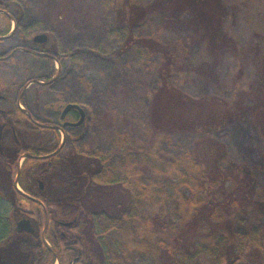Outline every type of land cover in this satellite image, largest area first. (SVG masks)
I'll return each instance as SVG.
<instances>
[{
  "label": "trees",
  "instance_id": "1",
  "mask_svg": "<svg viewBox=\"0 0 264 264\" xmlns=\"http://www.w3.org/2000/svg\"><path fill=\"white\" fill-rule=\"evenodd\" d=\"M117 5L115 20L130 27L141 24L151 14L160 18L159 29L144 38L129 37L126 45H136L150 58L158 60L156 68L162 81L161 93L168 95L172 104L184 110L192 120L183 127L187 133L207 136L214 141L215 133L232 115L249 113L264 145L263 36L255 33L251 42L249 51L254 61L251 73L237 57L241 46L233 27L236 11L223 0H156L145 6L135 0H121V5ZM0 9L7 11L1 0ZM0 18L5 20V28L0 30L3 36L11 20L2 14ZM12 21L18 25L20 20L13 18ZM178 32H183L182 36L169 42L164 40L165 33ZM228 52L239 61L231 101L216 96L195 99L183 92L177 93V88L171 84L177 77L194 73L216 81ZM192 53L197 56L195 63L191 62ZM81 83L87 88L90 86L84 76ZM209 108H220L221 113L210 115ZM5 118L22 119L24 115L15 109ZM206 118L207 123L201 121ZM15 128L19 137L30 131L23 122ZM37 132L41 131L37 129ZM145 134L141 142L134 140L127 131L111 134L106 148L96 151L94 171L87 169L82 174L88 176L86 180L92 189L80 186L81 171L76 169L78 158L62 162L53 157L48 172L59 170L55 167L60 164L65 172L60 177L63 183L59 191L49 199L38 192L33 181L46 173L45 160L28 157L23 162L19 186L36 195L45 205L60 207L64 214L73 216L72 225L66 229L55 227L50 218L45 233L53 250L62 249L63 264H68L77 250L89 259L87 264H264V246L256 251L240 248L242 240L233 227L235 216L243 207L252 209L264 219V203L251 202L245 197L240 199L228 191L224 201L218 200L216 192H219L218 187L224 189L223 183L207 176L194 150L175 154L164 152L160 145L171 132L155 124ZM48 137L50 146L41 154L53 151L58 144V133L48 132ZM27 148L22 141L13 146V151L2 147L0 190L8 201L19 194L12 183L17 161ZM86 159L83 156L79 164L83 171ZM244 167L240 169L246 189L253 194L256 183ZM108 188H111L109 194L105 192ZM61 193L65 195L63 198ZM115 194H119L118 198ZM30 216L34 233L15 230L12 237H0V264H53L54 256L41 239L42 210L34 206ZM210 223L205 232L204 227ZM58 228L65 232L64 238L58 236L61 238L59 244L51 233ZM190 234L194 237L188 245L184 238ZM93 255L98 260L94 261Z\"/></svg>",
  "mask_w": 264,
  "mask_h": 264
},
{
  "label": "rangeland",
  "instance_id": "2",
  "mask_svg": "<svg viewBox=\"0 0 264 264\" xmlns=\"http://www.w3.org/2000/svg\"><path fill=\"white\" fill-rule=\"evenodd\" d=\"M1 1L12 19L20 21L16 25L11 20L10 30L14 27L16 30L9 38L0 40V54L10 47L25 46L33 51L31 54L19 51L12 59L0 64V91H4V84L14 87L9 96L11 103L16 101L17 88L24 84H27L26 103L31 108H48L55 102L78 103L85 109L88 120L75 131L80 135L76 150L88 154L95 149H105L108 138L115 131H127L134 140L141 142L147 130L155 124L171 132L160 145L161 150L171 154L194 150L207 176L223 183L224 189L218 187L219 192H216L218 200L224 201V195L231 192L237 198L264 203V145L250 114L232 115L215 133L214 141L207 136L187 133L183 127L192 120L184 110L172 104L168 95L161 93L162 81L156 68L158 60L150 58L136 45H126L129 37L144 38L159 29V17L151 14L141 24L132 27L119 23L115 20V8L116 4L121 5V0ZM135 1L145 6L156 0ZM223 2L236 11L233 27L241 46L237 57L253 73L249 49L255 33L264 37V0ZM4 28L5 20L0 18V30ZM41 34L47 36L43 49L48 51L47 54L53 52L60 56L65 73V78L50 88L30 83L43 81L58 67L46 55H39L42 48L39 50L32 43V39ZM182 34L165 33L164 40L169 42ZM194 53L192 63L197 61ZM237 63L239 61L228 52L216 81L192 73L175 78L171 84L177 88V93L183 92L190 98L216 96L229 102L234 97ZM83 76L90 82L88 88L83 83L78 85V78ZM209 112L210 115L220 114L221 109L209 108ZM201 121L207 123L208 119ZM70 148L74 149V145ZM243 165L244 171L255 180L253 194L247 192V183L240 169ZM110 190L108 188L105 192ZM209 194L214 197L213 192ZM15 205L21 209L31 208L24 199H18ZM60 215L67 219V214ZM15 223L12 205L0 190V237L12 233ZM210 225L206 224L205 232ZM233 227L242 240L240 248L262 250L264 219L252 209H240ZM190 235L184 238L185 244L193 242L194 234Z\"/></svg>",
  "mask_w": 264,
  "mask_h": 264
},
{
  "label": "flooded vegetation",
  "instance_id": "3",
  "mask_svg": "<svg viewBox=\"0 0 264 264\" xmlns=\"http://www.w3.org/2000/svg\"><path fill=\"white\" fill-rule=\"evenodd\" d=\"M10 20H12V17ZM15 30H16L15 27L12 30H10L9 28V30L5 32L3 36H5L7 39L11 36V34ZM3 36H0V37H3ZM32 43L39 50L42 48L40 50L41 53H38L39 55H46L47 57L52 59V61L56 63L59 67H57V71L55 73L52 72L43 81L42 80L38 81L44 84L31 83L32 81L30 83L37 84L38 86H41V88H50L52 87L54 83L65 78V73L63 74L62 63H61L62 59L60 58L59 55H56L53 52H51V55L47 54L48 51L43 49L45 43L37 44L34 42V38L32 39ZM19 51L30 53V54L33 53V51L28 50V48L25 46L10 47L9 49L6 50V52L0 54V64L12 59L13 56ZM33 81H37V80H33ZM78 85L81 86V77L80 79L78 78ZM10 87L11 86H9L8 84H4L3 85L4 91H0V115L2 116L0 117V153H2L3 146L6 147L7 151H13L12 150L13 146L15 144H20L21 141L25 142L26 147H28L27 148L28 151L25 154L21 155L20 158L18 159L17 166H16L17 173L12 183L13 187L19 194L15 195L12 200L10 201L7 200L8 203L12 205L13 217L14 219H16L15 226L13 227L14 230L12 233H9L2 237L4 239L12 237L15 230L19 232L29 233V232L21 231L17 229V223L22 220L29 221V224L31 225L33 229L32 233H34L35 229H34L33 217L30 215L32 214L34 206H36L42 210V215H43V226L41 229L42 242L46 245L47 249L54 256L53 264H58L57 258H59L60 260L59 264H63L62 256L60 254V251H62V249H58L57 251L53 250L51 243L45 237V233L48 229L50 218L54 222L55 227L57 226V227H60L61 229H66L72 225L73 216L67 215V219L63 218L60 215V213L61 214H64V213L60 207H57L54 205H45V203L41 201L40 199H38L36 195H34L31 192L24 191L19 186V178H20L19 171L22 168L23 162L28 158L27 157L23 159L25 155H29V157H32V158L45 160L46 165H45L44 171H46V173L42 177L40 176L35 177L33 181L35 183V186L38 192L42 193L44 196H47V198L49 199L50 195L53 196L55 193H57L56 190L59 191L60 189L59 186H61L63 183L60 177H61L62 172H65V168L61 164L60 166L56 165L55 167V168H59V170L57 169V170L48 172V169L50 168L53 162V157H56L57 159L59 158L60 161L62 162H65V160H73V159L78 158L77 159L78 167L76 169H79L81 171L80 182H79L80 186L81 188L84 187L83 189H87V188L92 189L93 186L90 185V183L87 182L86 180L88 176L85 175V177H83L82 174L86 173L87 169H89L90 171H94L96 167L95 156H96L97 149H95V151L90 154L84 151L78 150V149L76 150V148L78 147L77 142L80 140V135H78L75 131L79 129L81 126H83L88 120L86 116V111L81 105H79L76 102H63V103L55 102V103H50L48 105V108H45V107L31 108L29 104L26 103L27 99H26L25 93L27 89V84L21 85L17 88L15 92L16 101L11 103L9 101V96L14 91V87L12 88ZM68 104L77 105L79 108L83 110L82 120H81V112L78 109H70L64 113L65 107ZM15 109L20 110L23 113L24 118L22 119L5 118L7 114H11L12 112L15 111ZM80 120H81V123H79ZM22 122L29 126L30 131L19 137L17 135L15 125L18 123H22ZM37 129L40 130L41 132H37ZM45 131L52 132V133H58L59 141H58V144L53 147V151L46 153V154H41L42 151L48 150V147L50 146L48 132H45ZM60 134L62 135L61 140H60ZM72 145H74V149L70 148ZM83 156L87 158L86 162L83 165V167H85L84 171L82 170L83 169L82 167L81 168L79 167V164H82L80 163V161L82 160ZM19 165H20V169H18ZM17 175H18V185L17 186L21 190V192L18 191V189L15 187V184H14V181L16 180ZM64 196L65 195L61 193L60 197L63 198ZM114 196L115 198L116 197L118 198L119 194H115ZM18 199L26 200L30 204L31 208L21 209V208L16 207L15 202L18 201ZM125 204L127 206L128 201L125 200ZM46 216H47V224L44 230ZM51 233H52V237L54 241L57 244H59L61 240V238L59 237H62V238L65 237V232L62 230L60 231L59 228L57 229V231L56 230L51 231ZM92 248L93 246H90V249ZM93 260L94 261L98 260V257H96V255H93ZM88 261L89 259L86 258V255L85 254L82 255L81 251L77 250L75 255L71 257L68 264H87Z\"/></svg>",
  "mask_w": 264,
  "mask_h": 264
},
{
  "label": "water",
  "instance_id": "4",
  "mask_svg": "<svg viewBox=\"0 0 264 264\" xmlns=\"http://www.w3.org/2000/svg\"><path fill=\"white\" fill-rule=\"evenodd\" d=\"M0 14L5 15L7 18L11 19V16L6 11H4V10H1L0 9ZM4 38H6V37L5 36L0 37V39H4ZM46 40H47V36L45 34L37 35V36L34 37V42L37 43V44H44L46 42ZM31 83L44 84V83H41V82H38V81H32ZM70 109H78V110H80V112H81V120H82V118H83V110L81 108H79L77 105L68 104L65 107L64 113L67 112ZM81 120L79 121V123H81ZM27 157H29V155H25L23 157V159H25ZM18 169H20V165H19ZM14 184H15V187L18 189V191L21 192V190L17 186L18 185V175H17L16 180L14 181ZM46 224H47V216L45 218L44 230L46 228ZM17 229L18 230H21V231H26V232H29V233H32L33 232V229L31 227V225L29 224V221L28 220H22V221L18 222L17 223ZM59 261H60L59 258H57L58 264H59Z\"/></svg>",
  "mask_w": 264,
  "mask_h": 264
}]
</instances>
